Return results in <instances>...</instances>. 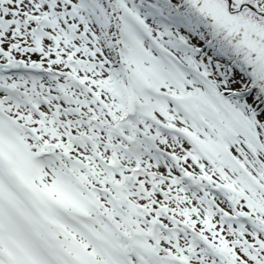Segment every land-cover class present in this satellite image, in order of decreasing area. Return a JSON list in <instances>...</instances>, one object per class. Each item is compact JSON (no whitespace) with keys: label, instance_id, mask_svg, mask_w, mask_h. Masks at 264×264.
<instances>
[{"label":"rangeland","instance_id":"rangeland-1","mask_svg":"<svg viewBox=\"0 0 264 264\" xmlns=\"http://www.w3.org/2000/svg\"><path fill=\"white\" fill-rule=\"evenodd\" d=\"M84 1L0 0V60L27 54L59 71L0 79L33 87L23 100L12 90L13 103L0 93V248L18 264H84L87 252L104 264H264V16L251 31L222 0H171L189 4L169 32L130 0L138 15L120 13L122 32ZM233 1L264 11V0ZM130 62L149 84L147 107L134 108L155 121L141 114L128 134L107 121L129 102L115 70ZM115 156L138 173L128 195L142 217L122 204Z\"/></svg>","mask_w":264,"mask_h":264},{"label":"trees","instance_id":"trees-1","mask_svg":"<svg viewBox=\"0 0 264 264\" xmlns=\"http://www.w3.org/2000/svg\"><path fill=\"white\" fill-rule=\"evenodd\" d=\"M90 1L92 3H90ZM112 1L114 0H85L84 2L80 3V6L82 8H87L88 6H92L93 4L97 3L96 8L100 12V16L103 20V26L106 24L108 25H112L113 27H118L119 28V24L118 22V12H114L112 9ZM119 1V7L121 9V11H128L129 9L133 12V9L130 6V3L127 0H117V2ZM149 4H151L150 6V11L153 13H165L168 16H175L176 15V8L179 9L180 11L187 5L189 4L187 1H182V2H177V1H181V0H177L176 4L174 5L173 2L171 0H169V3L165 2V0H146ZM223 2H226L225 0H222ZM99 3V4H98ZM91 4V5H90ZM227 4V3H226ZM129 10V11H130ZM98 13V12H96ZM190 13V12H187ZM90 18L93 16L91 14L88 15ZM163 27H166L167 31H172L170 30V28L173 27H181V21L177 18L175 19V21L172 24L167 23L166 21H163L162 23ZM111 30V29H110ZM110 32V31H109ZM99 35H102L104 37V35L102 33H98ZM170 34V33H169ZM108 36V33L106 34V37ZM105 38V37H104ZM107 39V41H109V43L111 45H113L114 39ZM179 39V37H178ZM114 46V45H113ZM116 51L118 52V49H116ZM116 51L114 50V53H116ZM129 72H131V74H129ZM117 78L120 80L121 85H122V89L120 92V98L123 99H127L129 98V102L126 103V109L124 106V110L123 113L121 115H125L127 112H130L131 110L134 109V105H135V101H137L140 105H143L145 98L143 95H141V93L139 92V90L141 89V85H146L148 86V82L141 80V82L138 79H141L142 73H140L138 71V66L135 64H131L129 65V69L127 70H119V72L117 71L116 73ZM129 76V79H128ZM256 96H258L262 102H264V85H258V91H256ZM135 99V100H134ZM112 116V114H111ZM110 116V117H111ZM120 116V114H119ZM116 121V116L114 117V122ZM256 124V123H255ZM256 129L258 131V133H260V128L259 126L256 124ZM262 136H263V131H262ZM259 145L261 146L260 142ZM264 149V148H263ZM260 177V181L262 180V182H264V176L263 175H259ZM214 184V183H213ZM258 202V201H257ZM260 202L257 203V205ZM250 205V204H249ZM252 207H255L256 205H250ZM261 213H264V211L260 210ZM252 216H254V218H260V216L254 215L252 214ZM4 257V259H3ZM0 264H10L8 258L3 255L2 257H0Z\"/></svg>","mask_w":264,"mask_h":264},{"label":"flooded vegetation","instance_id":"flooded-vegetation-1","mask_svg":"<svg viewBox=\"0 0 264 264\" xmlns=\"http://www.w3.org/2000/svg\"><path fill=\"white\" fill-rule=\"evenodd\" d=\"M201 4V3H200ZM199 4V5H200ZM241 4H243V3H241ZM254 7V8H253ZM252 8L251 7H248V6H245V8L243 7L241 10H239V11H237V12H235V13H237V14H241V16L243 17V24L245 25V23L247 24V26L249 25V23H250V29H251V31H256L255 29L256 28H252V22H253V20H257L258 18H257V16L256 15H260V13H259V10L260 11H262V12H264L262 9H261V7H255V6H253ZM251 9L253 12H255V13H257V14H253V15H251V17H245L244 16V10H246V9ZM264 16V15H263ZM23 20V19H22ZM37 21H39V19L37 20ZM24 22L26 23L27 22V20H24ZM24 22H21V24L22 25H24L23 23ZM243 24H241V27L239 28L240 30H241V33L243 34L244 33V25ZM255 26V25H254ZM34 31H38L37 29H33V32ZM41 35V34H40ZM40 35H38V37L40 36ZM248 36H252V34H251V32L250 33H248ZM14 46V48L16 49V50H18L19 49V47H20V44H13L12 45V47ZM28 47L29 46H27V45H25L24 46V49H28ZM22 58V59H21ZM21 58H19V59H16L14 56H8V58L7 59H1L0 60V63H7V62H9L10 63V65H15V64H17L18 63V65L21 63V64H23V68L24 69H33L34 67V63H36V64H39V62L38 61H36V60H38L37 58H33V59H30V61H29V55H24V56H21ZM29 62L30 63H32L31 64V66H30V64H29ZM75 62H76V67H79L80 66V63H79V61H77V60H75ZM18 67H20V66H15V67H12V68H6L5 70H9V69H17ZM75 70H77V69H75ZM75 70H73L72 72H71V74L72 75H76L75 77H77L76 79V81H79V79H78V73L75 71ZM4 71V70H3ZM5 72V71H4ZM18 73H21V71H19ZM19 85L20 86H22V84L21 83H19ZM30 91V90H29ZM28 91V92H29Z\"/></svg>","mask_w":264,"mask_h":264},{"label":"water","instance_id":"water-1","mask_svg":"<svg viewBox=\"0 0 264 264\" xmlns=\"http://www.w3.org/2000/svg\"><path fill=\"white\" fill-rule=\"evenodd\" d=\"M227 2H228V5H229V11L230 12L239 11L243 7V6H241L239 8H233V2H232V0H227ZM236 38L238 40H242V37L240 35H238V34L236 35ZM2 65L3 66H15V65H18V63L15 64V65H13V64L12 65H10V64H1L0 63V67ZM115 166L119 170H123L124 168H126L125 166H123L122 164H120V162L118 161L117 158L115 159ZM123 179H124V182L123 183H120L118 187H119V189H120V191L122 193V198L124 200V203L128 207L133 208L136 211V213L138 215H140L143 212L142 207L141 206H138L136 203L130 201L127 198V196H126L127 186H131L132 185V183H133V177L131 175L125 174ZM235 199H236V197H235ZM85 264H102V262L99 261V260H96L94 255H91V254L88 253L87 256H86V262H85Z\"/></svg>","mask_w":264,"mask_h":264}]
</instances>
